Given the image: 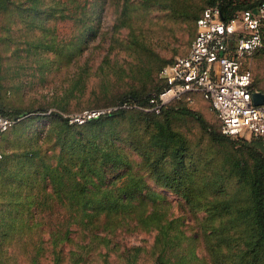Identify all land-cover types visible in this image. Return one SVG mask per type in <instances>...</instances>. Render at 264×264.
<instances>
[{
  "label": "rangeland",
  "instance_id": "374dc122",
  "mask_svg": "<svg viewBox=\"0 0 264 264\" xmlns=\"http://www.w3.org/2000/svg\"><path fill=\"white\" fill-rule=\"evenodd\" d=\"M64 1L60 6L58 0H44L45 12L38 16L13 6L0 21V108L21 116L1 140V155L14 158L0 175V264H155L163 248L155 241L156 226L170 221L169 236L177 239L166 247L171 249L165 257L172 264H230L236 248H214L208 237L225 218L189 206L178 194L157 185L125 142L114 145L131 162L130 174L145 183L128 215L88 219L72 214L49 190L42 191L36 165L17 164L15 156L33 152L55 164L58 147L52 114L73 123L86 112L124 104L125 110L135 108L124 101L131 92L155 94L154 87L162 84L158 71L188 53L195 34L193 18L209 6L207 0ZM248 1L239 0L240 5ZM241 62L250 70L254 88L264 94V48ZM179 105L207 123L206 133L192 116L173 123L188 140L197 176L221 173L226 155L248 159L240 144L226 149L208 142L207 133H219V124L205 101L196 98L192 105ZM127 121L119 126L121 137L127 134ZM138 134L144 140L143 132ZM229 139L257 142L264 149V139ZM225 188L232 192L233 184L226 181ZM145 194L158 199L152 205ZM196 200L203 202L200 196ZM65 230L68 239L60 240Z\"/></svg>",
  "mask_w": 264,
  "mask_h": 264
},
{
  "label": "trees",
  "instance_id": "16d2710c",
  "mask_svg": "<svg viewBox=\"0 0 264 264\" xmlns=\"http://www.w3.org/2000/svg\"><path fill=\"white\" fill-rule=\"evenodd\" d=\"M59 1L55 3L60 5ZM73 1L65 0L62 4ZM207 3L212 6L217 0H207ZM220 5L225 20L230 19L235 11L252 7L240 5L239 0H223ZM13 6L33 16L45 12L42 8L44 0H0V21ZM125 11L126 5L123 14ZM198 17L193 20L196 22ZM162 88V84L154 87L153 95L131 92L124 101L146 108L150 98ZM182 116L194 117L206 133L205 120L195 117L181 105L164 108L159 116L136 108L121 109L82 124L70 123L68 119L52 114L50 120L58 147L55 164L46 163L36 152L17 155L15 159L20 166L36 165L35 175L42 183V191L49 190L59 205L67 207L72 214L81 213L88 219L100 214L128 215L135 210L134 202L143 195L145 183L141 177L130 174L131 162L114 145L115 142H125L139 156L142 167L148 170L157 185L178 194L189 206L207 208L213 216L225 218L217 227L210 229L208 237L214 248H236L229 258L230 264H264L263 146L257 142L232 141L215 132L207 133L208 142L216 148L228 149L240 144L243 156L248 159L238 160L226 155L221 173L214 174L212 178L197 176V170L191 165L188 140L173 127L175 120ZM15 117L21 116L15 114ZM38 118H29L28 121ZM125 119H128L127 134L121 137L119 126ZM139 131L143 132L144 140L139 138ZM13 158L2 153L1 176L7 172V164ZM116 171L123 173L111 175ZM14 176L18 178L19 174ZM226 181L233 184L232 192H226ZM198 196L203 202L196 200ZM145 197L152 205L158 199V196L147 194ZM152 216L155 213L150 218ZM172 223L156 226L158 234L155 241L163 248L155 264H172L170 258L165 257V252L171 249L166 247L172 246L171 243L177 239V235L169 236ZM68 234L65 230L59 239L67 240Z\"/></svg>",
  "mask_w": 264,
  "mask_h": 264
},
{
  "label": "built area",
  "instance_id": "2783aa9c",
  "mask_svg": "<svg viewBox=\"0 0 264 264\" xmlns=\"http://www.w3.org/2000/svg\"><path fill=\"white\" fill-rule=\"evenodd\" d=\"M225 20L219 2L205 8L195 22V35L185 56L175 58L159 71L162 90L150 98L144 112L160 115L167 107L192 105L196 98L208 104L225 137L264 139V101L254 105L252 74L242 60L264 48V0H250ZM86 112L74 122L82 124L99 115L125 109ZM18 117L0 109L1 140L18 122Z\"/></svg>",
  "mask_w": 264,
  "mask_h": 264
},
{
  "label": "water",
  "instance_id": "95a60500",
  "mask_svg": "<svg viewBox=\"0 0 264 264\" xmlns=\"http://www.w3.org/2000/svg\"><path fill=\"white\" fill-rule=\"evenodd\" d=\"M253 103L254 105L258 106L261 105L262 102L264 101V94L261 92L254 93L252 95Z\"/></svg>",
  "mask_w": 264,
  "mask_h": 264
}]
</instances>
